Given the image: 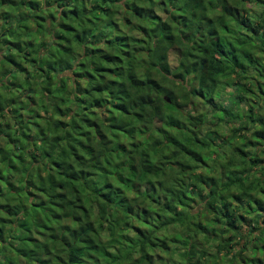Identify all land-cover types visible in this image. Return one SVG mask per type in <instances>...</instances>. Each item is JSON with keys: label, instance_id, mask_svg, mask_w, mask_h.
Listing matches in <instances>:
<instances>
[{"label": "trees", "instance_id": "16d2710c", "mask_svg": "<svg viewBox=\"0 0 264 264\" xmlns=\"http://www.w3.org/2000/svg\"><path fill=\"white\" fill-rule=\"evenodd\" d=\"M0 264H264V0H0Z\"/></svg>", "mask_w": 264, "mask_h": 264}, {"label": "rangeland", "instance_id": "374dc122", "mask_svg": "<svg viewBox=\"0 0 264 264\" xmlns=\"http://www.w3.org/2000/svg\"><path fill=\"white\" fill-rule=\"evenodd\" d=\"M167 58H168V61L171 64H173V62L175 61V53H174V51L169 50L168 53H167Z\"/></svg>", "mask_w": 264, "mask_h": 264}, {"label": "water", "instance_id": "95a60500", "mask_svg": "<svg viewBox=\"0 0 264 264\" xmlns=\"http://www.w3.org/2000/svg\"><path fill=\"white\" fill-rule=\"evenodd\" d=\"M165 97V96H164ZM165 99H166V101H168V98L167 97H165Z\"/></svg>", "mask_w": 264, "mask_h": 264}]
</instances>
